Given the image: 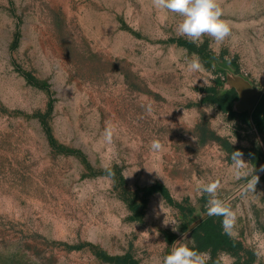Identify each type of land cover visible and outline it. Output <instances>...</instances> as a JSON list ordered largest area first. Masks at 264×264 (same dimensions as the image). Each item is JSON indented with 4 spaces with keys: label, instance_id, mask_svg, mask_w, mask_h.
I'll return each mask as SVG.
<instances>
[{
    "label": "rangeland",
    "instance_id": "rangeland-1",
    "mask_svg": "<svg viewBox=\"0 0 264 264\" xmlns=\"http://www.w3.org/2000/svg\"><path fill=\"white\" fill-rule=\"evenodd\" d=\"M221 6L232 35L203 37L206 60L150 0H0V264H162L195 248L181 238L217 180L223 201L241 190L227 204L242 250L206 264H264V133L206 101L225 66L264 87V0Z\"/></svg>",
    "mask_w": 264,
    "mask_h": 264
},
{
    "label": "clouds",
    "instance_id": "clouds-1",
    "mask_svg": "<svg viewBox=\"0 0 264 264\" xmlns=\"http://www.w3.org/2000/svg\"><path fill=\"white\" fill-rule=\"evenodd\" d=\"M151 6L158 12L176 14L181 17L176 26L178 35L186 37L190 42L199 47L203 44V37L208 36L216 44H222L225 39L232 35V25L229 21L222 18L223 9L221 0H150ZM211 47V45H210ZM227 59V57L225 58ZM189 72L204 71L199 57L193 54L192 59L187 63ZM199 96V93H197ZM110 141V134L107 137ZM162 144L158 140H153L151 149L153 151L162 150ZM242 153L239 151L233 153V160L236 165L242 166ZM259 177L254 175L249 183V187L255 191ZM220 188V182L213 181L202 187V192L209 194L207 214L209 216L222 217V228L225 234L235 235V224L237 213L225 201L217 198V192ZM165 224H168L164 221ZM172 224L175 225L173 222ZM177 230V227L173 229ZM187 234H185V239ZM194 245V241H190ZM209 254L198 252L194 247H189L181 241L172 245L171 251L163 257L162 264H206Z\"/></svg>",
    "mask_w": 264,
    "mask_h": 264
},
{
    "label": "trees",
    "instance_id": "trees-1",
    "mask_svg": "<svg viewBox=\"0 0 264 264\" xmlns=\"http://www.w3.org/2000/svg\"><path fill=\"white\" fill-rule=\"evenodd\" d=\"M179 44L191 53H196L201 57H204L205 59L209 58L204 54L206 49L205 47L198 48L192 42H180ZM221 86L223 87V84ZM208 92L210 93V96L206 99V101L210 102L211 104L217 105L223 112L230 114L232 117L247 116L246 114L238 115L231 109V105L237 100V94L235 91L221 95L220 92L217 91V89L212 88L208 90ZM252 121L256 131L260 130V133H264V97L257 106L256 111L252 116ZM260 157L264 158V153L261 147L255 154V160L260 159ZM155 193L161 194L170 205L179 209L180 211H183L182 205L177 204L175 200L170 196L168 190L163 186L155 185L151 187L147 190L146 195L149 196ZM212 217L213 216L203 222L192 232L196 245L194 249L198 252L210 251L213 255H216L220 251L238 252L242 250L241 244L236 240L231 239L228 235L224 234L220 226L213 221ZM126 264L136 263L131 262Z\"/></svg>",
    "mask_w": 264,
    "mask_h": 264
},
{
    "label": "water",
    "instance_id": "water-1",
    "mask_svg": "<svg viewBox=\"0 0 264 264\" xmlns=\"http://www.w3.org/2000/svg\"><path fill=\"white\" fill-rule=\"evenodd\" d=\"M221 69L226 74V81L223 83V89L221 90L220 94L224 95L228 92L235 91L237 94V100L231 105L232 111L238 115L246 114L252 128L255 129L252 121V116L256 111V108L259 105L260 101L264 97V87L254 86V84L248 78L236 73V71L230 66H225ZM257 139L264 153V149L262 143L259 140L258 135ZM237 194L233 195L225 202L228 203ZM210 217L211 216H209L207 212H202L198 214L195 219L191 222V224H189L187 232L185 234H191L196 228H198L203 222H205ZM185 234L181 239L185 237Z\"/></svg>",
    "mask_w": 264,
    "mask_h": 264
}]
</instances>
